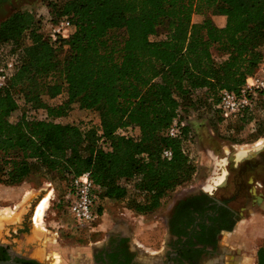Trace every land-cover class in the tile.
<instances>
[{"label":"trees","instance_id":"obj_1","mask_svg":"<svg viewBox=\"0 0 264 264\" xmlns=\"http://www.w3.org/2000/svg\"><path fill=\"white\" fill-rule=\"evenodd\" d=\"M45 8L50 22L69 19L67 39L49 42L30 10L0 23V46L13 60L0 88V184L17 185L34 169L68 181L88 172L99 215L104 199L127 196L125 184L140 197L136 211L156 208L194 172L183 149L187 126L174 138L164 131L183 110H211L220 90L237 92L253 73L264 48V0H47ZM211 11L225 17L223 27L191 22ZM59 96L57 104L45 99ZM72 105L95 112L99 124L58 122ZM254 110L218 118L243 120ZM127 126L138 136L117 134Z\"/></svg>","mask_w":264,"mask_h":264},{"label":"rangeland","instance_id":"obj_2","mask_svg":"<svg viewBox=\"0 0 264 264\" xmlns=\"http://www.w3.org/2000/svg\"><path fill=\"white\" fill-rule=\"evenodd\" d=\"M46 1L0 0V23L15 11L27 10H30L36 19L43 20L48 15L45 8ZM218 17L225 21L223 15L211 11L205 16L193 14L191 22L198 23L206 18L213 25L218 26ZM45 99L49 104H57L62 101L63 96L52 100ZM18 107L9 117L11 122L18 119L23 109L21 102H18ZM211 110L203 108L198 113L190 110L182 111V118L188 130L183 149L189 155L194 172L189 181L168 191L156 208L144 212L136 211L134 205L140 201V197L133 194L130 184H125L129 190L125 198L102 201V211L95 231L88 236L82 232L76 233L72 228L63 199L68 180L60 173H47L41 169H34L17 185L0 184V230L6 231L3 233L4 238L1 237L4 240L0 244L7 246L9 252L34 260L39 264H93V252L102 246L107 233L122 232L128 236L131 246L137 248L136 257L138 259L161 260L166 238L161 218L166 207L178 192L189 188L198 189L208 176L213 175V156L218 158L216 162H220L219 159L225 156L228 159L226 168L230 175L227 176L228 187L220 188V192L224 191L221 193L222 196L231 195L233 200H238L248 195L246 190L239 188V185H243L248 177L254 175L256 179L264 180V170L260 167L252 172H245V163H237L234 159L235 151L241 146L251 147L259 140L264 142V97L257 101L254 113L245 115L243 120L222 122L218 114ZM43 113L42 110H38L36 115L41 116ZM58 122L74 125L90 123L97 126L99 117L95 112L72 105L67 115L59 118ZM216 171L214 172L217 173ZM221 173L224 178L223 182H225L226 172ZM228 189L231 190V194ZM237 190H241L240 193H235ZM47 195H49V200L43 216L45 229L42 232L39 230L38 233L31 218L34 217V209L38 202ZM261 201L262 199L258 202ZM231 205L236 208L245 207L244 204ZM4 211L8 214H4ZM248 212L256 214L252 210ZM254 222L256 221L246 214L241 216L236 232L239 231L243 235L244 231H250L248 239L240 238L245 240V248H241V251L231 259L232 264L235 261V264H254V252L260 246L264 236V230H262L264 220L258 222L259 231L254 230ZM247 225L249 226L245 229ZM252 232L260 234L261 237H252L250 235ZM27 239H30L34 246L33 252L23 250L22 243ZM237 241L232 235L228 244L232 248L237 247L239 246ZM35 250L39 253H35ZM154 251L157 252L154 253ZM232 256L233 253H231ZM51 257L54 259H50Z\"/></svg>","mask_w":264,"mask_h":264},{"label":"flooded vegetation","instance_id":"obj_3","mask_svg":"<svg viewBox=\"0 0 264 264\" xmlns=\"http://www.w3.org/2000/svg\"><path fill=\"white\" fill-rule=\"evenodd\" d=\"M239 163H245V172H252L257 167L264 170V150L260 157ZM227 165L228 159L225 156L220 159L219 164L214 166L212 171L213 175L226 172L225 182H223V178L220 184L213 185L211 180L214 176H208L205 179L206 182L204 181L205 185L203 184L198 189H184L172 197L161 218L166 237L161 260L154 258L143 261L138 259L136 257L137 248L131 246L126 234L109 232L105 236L102 246L93 252V264H232L231 259L241 251V248H245L246 242L240 238L248 239L250 231H244L243 235L239 231L236 232L241 216L246 214L252 217L256 221L254 230L257 231H259L258 222L264 220V180H258L254 175L248 177L243 185H239V188L246 190L248 195L238 200H233L231 195L222 196L221 193L224 191H220L222 188L228 187L230 175L227 172ZM216 169L217 173L214 172ZM209 184L214 187L210 186L209 188L212 189H209L207 187ZM240 191L237 190L235 193H240ZM228 192L231 194V190ZM260 199L262 201L258 202ZM231 204H244L245 207L236 208ZM248 210H252L256 214H250ZM73 229L76 233H80L75 228ZM262 230H264V226ZM253 234L254 232L250 235L254 238L261 237L258 233L254 236ZM232 235L238 240L239 246L232 248L228 244ZM231 253H233L232 257ZM0 258L22 263L36 262L9 252L8 247L2 244H0ZM253 260L254 264H264V236L260 246L254 252Z\"/></svg>","mask_w":264,"mask_h":264},{"label":"built area","instance_id":"obj_4","mask_svg":"<svg viewBox=\"0 0 264 264\" xmlns=\"http://www.w3.org/2000/svg\"><path fill=\"white\" fill-rule=\"evenodd\" d=\"M41 32L45 38L53 43L58 39H67L71 33V23L67 18H59L53 22L48 21V16L40 20ZM10 48L0 46V88L6 86L13 69V60L10 58ZM264 97V48L261 59L253 73L245 78L243 85L237 92L222 89L218 92V101L212 109L223 120L241 117L253 111L259 98ZM181 115V114H180ZM185 126L179 114L171 121L164 131L167 137H178ZM117 134L125 137H137L138 129L133 126L120 128ZM162 157L169 159L171 151L164 149ZM99 189L90 180L89 173L72 176L65 189L64 204L72 227L85 235H90L96 229L100 215L97 212Z\"/></svg>","mask_w":264,"mask_h":264},{"label":"crops","instance_id":"obj_5","mask_svg":"<svg viewBox=\"0 0 264 264\" xmlns=\"http://www.w3.org/2000/svg\"><path fill=\"white\" fill-rule=\"evenodd\" d=\"M217 27H223L224 26V23L225 21L222 20V18L218 17L217 18ZM264 150V142L262 141H256L251 147L250 146H241L240 148H238L235 153H234V159L237 163L239 162H244L245 160H249V159H252V158H257V157H260L261 155V152ZM225 153H227V151H225ZM213 158V164L215 166L218 165L219 162H216V159L218 160V158L216 157H212ZM224 158V157H223ZM222 159V158H221ZM220 160V159H219ZM220 167V166H219ZM217 170V169H216ZM215 170V171H216ZM218 172V170L216 171ZM220 177V176H223L222 173L220 175L215 174L214 177H213V180H211V182L213 183L214 185V180L216 177ZM211 183V184H212ZM211 184H209L208 186H211ZM220 184V182H219ZM207 186V187H208ZM211 187H214V186H211ZM209 189H212V188H209ZM6 231H1L0 230V242L3 241L4 239V236H3V233H5ZM2 237V238H1ZM22 246H23V250L26 252L28 251H32L33 252V249H34V246L32 245V242L30 241V239H27L25 242L22 243ZM36 247V246H35ZM32 248V249H31ZM35 253H39L38 251H34ZM50 259H54L53 257H51Z\"/></svg>","mask_w":264,"mask_h":264},{"label":"bare ground","instance_id":"obj_6","mask_svg":"<svg viewBox=\"0 0 264 264\" xmlns=\"http://www.w3.org/2000/svg\"><path fill=\"white\" fill-rule=\"evenodd\" d=\"M216 177V176H215ZM213 180V178H212ZM223 180L222 176H218L215 178L214 180V185H218L219 182L221 183V181ZM210 186H208L209 188ZM48 200H49V195L44 196L36 205L35 209H34V217L32 218V221L35 224V229L39 230L42 232L45 228H44V209L47 207L48 204ZM1 211V210H0ZM4 214H8L7 212H3ZM6 216V215H5ZM4 217V216H3Z\"/></svg>","mask_w":264,"mask_h":264},{"label":"water","instance_id":"obj_7","mask_svg":"<svg viewBox=\"0 0 264 264\" xmlns=\"http://www.w3.org/2000/svg\"><path fill=\"white\" fill-rule=\"evenodd\" d=\"M0 264H26V263L17 262V261H14L12 259H7V260H1L0 259Z\"/></svg>","mask_w":264,"mask_h":264}]
</instances>
